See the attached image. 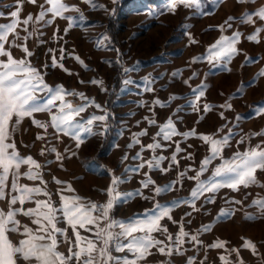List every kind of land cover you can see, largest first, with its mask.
Returning a JSON list of instances; mask_svg holds the SVG:
<instances>
[{"label":"snow or ice","instance_id":"obj_1","mask_svg":"<svg viewBox=\"0 0 264 264\" xmlns=\"http://www.w3.org/2000/svg\"><path fill=\"white\" fill-rule=\"evenodd\" d=\"M82 2L90 5L92 10L100 9L109 15L115 13L114 8L108 9L106 5L98 4L95 0H82ZM118 2L119 0H112L113 4ZM201 2L202 0H170L168 11L174 14L178 6L200 9ZM254 2L255 0H237V3L241 4ZM28 3L37 5V0H28ZM13 7L15 10L7 14L12 18V22L0 24V202H3V206H0V264H141L142 261H147L148 257L156 254H159L161 258L160 264H174L176 256L182 258L183 264H206L208 249L223 250L218 253V264H245L241 249L250 251L252 256L264 261V255L259 252L257 244L243 237L240 247L230 248L228 242L221 239L205 245L201 236L212 231V224H201L194 231L185 230L186 224L189 226L193 224L190 218L185 221V216L192 217L193 213H200L205 203H216L217 194L221 189L226 188L233 193H239L241 188L248 189L253 185L264 188V184H260L257 180V172H264V139L254 146L251 144L253 137H264V130L252 132L250 135H241L236 144H247V147L243 151L236 150L230 157L225 158L224 150L231 147L230 141L235 136V132L228 127L227 123L216 130L219 133L227 128V132L217 138L215 133H198L195 128L180 132L172 116H169L166 123L159 125V130L151 136L152 142L147 144L141 142V137L148 136L147 128L133 132L131 135V142L126 147L132 149L136 145L140 146L139 151L131 157L132 160H138L140 163L135 168H125L124 172H138L145 166L148 169V172L143 173L146 178L140 180V186L134 191H119L120 186L128 180L123 175L116 174L111 176L110 183L101 190L106 194V199L102 203L86 200L77 194L66 195L65 193H75V189L71 183L59 180L55 176H52V182L57 186L64 185V187H57L55 193L49 190V182L44 178V168L51 165L53 160L47 159L42 165L32 155L21 154L14 138L21 123L28 118L32 125L44 130V135L37 134L36 140L45 141L49 135L48 129L51 127L55 130L52 135L56 140H60L62 134L63 137L71 138L75 142L74 148L79 150L85 142L84 137L104 136L107 133L111 114L100 103L89 99L83 92L66 90L63 85L50 86L45 81V74L33 66L30 59L34 52L27 47L28 39L35 34L42 36L43 32L40 29L51 26L56 18L68 22L67 27L63 29L66 35L78 20L84 19L80 8L65 3L64 0H44V3L38 5L39 10L35 16L30 13L21 20V0H16ZM68 12H77L80 15L79 17L65 15ZM49 15L51 18L46 19ZM4 16L5 13L0 11V17ZM236 19L235 16H229L218 26L219 30L224 32L226 29H231L232 21ZM239 19L242 24L260 25L254 27V31L246 36L247 41L260 43V34L264 32V5L253 11L246 10ZM21 23L25 26L23 31L26 35L23 37L16 32ZM29 25L32 26L31 31ZM59 31V28L54 31L53 39L57 38L56 33ZM185 31L190 43H197L191 37V33L187 29ZM10 33L13 34L11 42H9ZM241 36V31H234L231 36L221 35L207 49V62L212 67H223L225 71H228L227 65L239 52L237 45L241 42ZM58 39L63 40L64 36H59ZM17 40H23L25 43L17 44ZM106 42L110 43V38L107 34H102L94 43L97 48L106 49L108 47ZM6 45H8L7 48ZM14 48L22 49L23 58L14 57L12 52ZM115 51L118 53L116 64L121 72L127 74L133 71V68L124 66L119 49ZM48 53L51 54V67L60 68L68 75H72V72L63 64L66 55L74 58L87 69V65L80 56L73 57L72 52L66 54L63 46L59 48V59L55 55L56 49L48 48L46 54ZM204 59L203 56H196L192 58L191 63L194 64ZM245 59L246 63L257 62L248 57ZM107 63L112 64L111 61ZM48 67V63L43 65L44 69ZM180 75V70L172 73L173 77ZM196 76L197 72L193 71L189 78L183 81L191 88V94L185 95L183 99L193 112L199 113L201 110L199 102L205 96L206 85L202 82L201 85L192 88L189 81ZM260 77H264V67L260 68L250 84ZM143 80L145 82L144 91L154 92L152 85L155 80L151 74L144 76ZM131 82V78L123 80L125 85ZM79 83L101 86L102 92L108 91L106 87H103L104 81L101 79L93 78L87 82L80 79ZM243 87L242 84L241 89L238 90L241 94ZM67 96H77L83 103L74 106L66 99ZM177 99L180 97L171 94L166 102L156 98L152 104L165 108ZM144 104L145 102L141 101L139 106L143 107ZM93 106L102 114L93 112L86 118L81 115ZM213 107L214 105L205 103L203 111L207 113ZM219 107L228 110L232 105L225 101ZM182 108V105H178L175 112H180ZM149 111L152 112V118L146 115L143 119L149 126L156 125V113L152 108H149ZM256 112L258 115H264V106L257 107ZM37 113H47L50 121L43 122L37 119L35 116ZM219 115L222 120H226L224 111H221ZM203 119L201 115L197 123ZM239 119L240 117L237 116L236 120ZM136 123L139 125L140 121ZM94 127L99 128V131H94ZM157 137H160V140ZM173 137H182L185 141L196 137L208 145L207 154L200 160L198 169L189 165L183 171L178 172L175 180L158 186L149 175L152 170H158L162 174L168 173L174 165L179 166L180 160L177 156L183 152L187 154L182 159L191 161L194 158V153L187 151L193 145L188 144L186 148H182L181 141L173 140ZM161 140L171 142L167 147L175 145L170 157L157 154L158 149L165 148ZM24 147L27 148L28 145L25 144ZM145 150H151V156L148 159L142 155ZM45 152L55 154L54 159L60 162L61 168L64 167V161L77 155V151L67 146L59 151L55 146L42 148L39 155L43 157ZM128 159L126 152L121 158V163ZM217 160L220 163L214 164ZM165 161H167V166H163ZM22 167H26V170H22ZM189 172H194V175H188ZM209 172L210 174L205 177V174ZM21 178L39 183L34 186L21 184ZM185 178L195 182L189 197L174 199L166 203H161L157 199L165 193L172 192L177 184L183 186ZM145 189L150 195H145ZM54 194L59 198L58 205L53 200ZM39 197L45 198L40 199ZM134 197L154 201L151 208L144 210L143 218H138V215L127 218H117L112 215L118 204L128 202ZM197 201L201 202L199 207H197ZM26 203H33L34 207L25 208ZM243 203V200L235 197L225 198V204L242 205ZM181 205H189L191 211H186L178 221L173 218L172 212ZM252 205L264 214V198L253 199ZM232 214H234V209L221 208L216 220L219 222L222 217ZM20 216L27 217L30 223H22ZM245 218L251 219L252 217L246 215ZM165 220L171 222L172 225H178V230L175 233L170 231L169 224L162 223ZM61 224L65 226H59ZM69 229H71V237ZM81 229L91 235H82ZM154 234H159L161 238ZM58 237H62L63 241ZM61 242L68 245L66 252L58 250ZM201 250L205 252V255L198 259ZM233 254H235L234 258H232Z\"/></svg>","mask_w":264,"mask_h":264},{"label":"rangeland","instance_id":"obj_2","mask_svg":"<svg viewBox=\"0 0 264 264\" xmlns=\"http://www.w3.org/2000/svg\"><path fill=\"white\" fill-rule=\"evenodd\" d=\"M64 2L78 6L84 19L78 20L66 35L63 33V29L67 27L68 22L61 18H56L51 26L41 28L42 36L35 34L26 42L29 50L34 52L33 57L30 58L31 62L45 74V81L50 86L63 85L66 90L83 92L89 99L100 103L111 116L108 121L107 133L104 136L84 137L85 142L79 150L74 148L75 142L71 138L63 137L62 134L60 140H56L52 135L55 130L51 127L48 129L49 135L45 141L36 140V135H44V130L32 125L28 118L21 123L19 131L14 134L21 154L32 155L42 165L46 163L47 159L53 160L51 165L44 168V178L49 182L48 188L53 193L57 187H64V185L57 186L52 182L51 178L55 176L59 180L71 183L75 189V193H65L66 195L77 194L86 200L102 203L106 199V194L101 190L110 183L113 174L123 175L128 180L127 183L120 186L119 191H134L140 186V180L146 178L143 173L148 172V169L145 166L138 172H124L125 168H135L140 163V161L131 158L139 151L140 146L136 145L132 149L126 147L131 142V135L133 132L147 128L148 136L141 137V142L143 144L152 142L151 136L159 130V125L166 123L169 116H172L180 132L195 128L198 133H215L217 138L224 135L227 128L224 129V132L219 133L216 130L227 123L228 127H231L235 132V136L230 141L231 147L224 150L225 158L230 157L234 151H243L247 147V144H236L241 135H250L252 132L264 130V115H258L256 112L257 107L264 106V77L255 79V82L250 84L260 68L264 67V32L260 34V43L247 41L246 36L254 31V27L260 25L242 24L239 19L246 10L253 11L264 5V0H255L254 3L249 4L237 3V0H202L200 9L178 6L174 14L168 11L170 0H119L116 4H113L112 0H95L98 4L106 5L108 9L114 8V15H109L100 9L92 10L90 5L83 3L82 0H64ZM41 3H44V0H37V5L28 3V0H21L20 19L23 20L30 13L35 16L39 10L38 5ZM14 4H16V0H0V11L5 13L4 17H0V24L12 22V18L7 14L15 10ZM65 15L79 17L80 13L68 12ZM229 16H235L237 19L232 21L231 29L221 32L218 26ZM50 18L51 15L46 17V19ZM24 27L21 23L16 29L21 37L26 35L23 31ZM28 27L31 31L32 26ZM57 28L60 31L56 33L57 38L53 39L54 31ZM185 29L191 33V37L197 43H190ZM234 31H241L242 36L241 42L237 45L238 54L227 65L229 70L225 71L223 67H212L206 59L207 49L221 35L231 36ZM102 34H107L110 38V43L106 42L108 44L106 49L97 48L94 43ZM59 36H64V39H58ZM12 39L13 34L10 33L9 42ZM40 41H44V43H40ZM16 43L25 42L17 40ZM61 46L65 48L66 54L72 52L73 57L80 56L87 65V69L67 55L63 64L72 72V75H68L60 68H52L51 54H46L47 49H56L55 55L59 59ZM7 47L8 45H6ZM116 49H119L124 66L133 68V71L127 74L121 72L120 67L116 64L118 56ZM12 52L17 59L24 56L20 48H14ZM196 56H203L205 59L194 64L191 63L192 58ZM246 57L257 62L246 63ZM107 61H111L112 64L110 65ZM45 63L49 64L47 69L43 68ZM178 70L181 71V75L173 77L172 73ZM193 71L197 72V76L189 81L192 88L201 85L202 82L206 85L205 96L199 102L201 109L199 113L193 112L183 99L185 95L191 94V88L183 81L188 79ZM149 74L155 80L152 85L155 91L151 93L144 91L143 77ZM93 78L103 80V87H106L108 91L102 92L101 86L79 83L80 79L87 82ZM126 78H131L132 81L128 85L123 83ZM242 84L244 87L241 94L238 90L241 89ZM171 94L179 96L180 99L173 101L169 107L161 108L152 104L156 98L166 102ZM66 99L74 106L83 103L77 96H67ZM108 101L111 103L110 105H108ZM141 101L145 102L143 107L139 106ZM225 101L232 105L231 109L224 110L219 107ZM205 103L214 105L213 109L207 113L203 111ZM178 105H182L183 108L180 112H175ZM149 108H152L156 113V125L149 126L143 119L146 115L152 118ZM221 111L225 112L226 120L221 119L219 115ZM93 112L102 114L93 106L81 115L86 118ZM201 115L204 119L197 123ZM35 116L43 122L50 121L47 113H37ZM237 116L240 117L238 121L236 120ZM137 121H140L139 125H137ZM94 131L98 132L99 128L94 127ZM157 139L160 140V137ZM262 139L264 137H253L251 144L254 146ZM173 140H180L182 148L192 144L193 147L187 151L193 152L194 158L191 161L182 159L187 154L183 152L177 156V159L180 160L179 166L174 165L168 173L162 174L158 170H152L149 175L158 186L175 180L178 172L183 171L189 165L198 169L200 160L207 154L208 145L196 137L186 141L182 137H173ZM161 143L165 145V148L158 149L157 154L170 157L175 145L167 147L171 142L161 140ZM25 144L28 145L27 148L24 147ZM52 146L57 147L58 151L66 146L71 147L77 151V155L64 161V167L61 168L60 162L54 159L55 154L45 152V156L39 155L42 148L46 149ZM126 152L129 159L121 163V158ZM142 155L145 159L150 158L151 150H145ZM218 163H220L219 160L214 162V164ZM163 166H167V161ZM22 170H26V167H22ZM209 174L210 172L206 173L205 177ZM188 175H194V172H189ZM257 180L260 184H264V172H257ZM20 183L34 186L39 182L21 178ZM194 185V181H188L185 178L183 186L177 184L172 192L165 193L157 199L161 203H166L174 199L187 198ZM144 192L145 195H150L147 189ZM231 197L241 199L244 203L242 205L225 204V198ZM39 198L44 199L45 197ZM256 198H264V188L253 185L248 189L241 188L239 193H233L226 188L221 189L217 194L216 203H205L200 213H193L192 217L185 216V221L189 218L193 220L192 225L186 224L185 230L194 231L201 224H212V231L201 236L205 245L216 239H221L227 241L230 248L240 247L243 237L256 243L259 252L264 255V214H261L257 207L252 205V200ZM201 199L203 200V198ZM53 200L58 205V196L54 194ZM153 203L154 201H145L140 197H134L128 202L118 204L112 215L125 213L128 204V212L132 211L129 216L138 215V218H143L144 210L151 208ZM200 203L197 201V207L200 206ZM0 206H3V202H0ZM24 207H34V204L26 203ZM221 208L234 209V214L224 216L217 222L216 217ZM186 211H191L189 205H181L179 208L173 209V218L179 221ZM246 215H250L252 218L246 219ZM19 219L22 223H30L27 217L20 216ZM162 223H168L170 231L173 233L178 230V225H172L169 221L165 220ZM59 226L64 227L65 225ZM80 231L82 235H91L82 229ZM154 235L161 238L159 234ZM69 236H72L71 229H69ZM72 238L74 239V237ZM58 239L63 241L62 237H58ZM67 246L66 243L61 242L58 250L66 252ZM222 251L208 249L206 264H218V253ZM204 255L205 252L201 250L198 259L203 258ZM241 256L245 264H264V261L252 256L246 249H241ZM234 257L235 254L232 258ZM160 262L161 258L159 254H156L148 257L147 261H142L141 264H160ZM174 264H183L182 258L176 256Z\"/></svg>","mask_w":264,"mask_h":264},{"label":"crops","instance_id":"obj_3","mask_svg":"<svg viewBox=\"0 0 264 264\" xmlns=\"http://www.w3.org/2000/svg\"><path fill=\"white\" fill-rule=\"evenodd\" d=\"M127 209H126V211H125V213H114L116 216L115 217H117V218H127V217H129V215L130 214H132V211H130V212H128V204H127V207H126Z\"/></svg>","mask_w":264,"mask_h":264},{"label":"trees","instance_id":"obj_4","mask_svg":"<svg viewBox=\"0 0 264 264\" xmlns=\"http://www.w3.org/2000/svg\"><path fill=\"white\" fill-rule=\"evenodd\" d=\"M116 86H117V85H116ZM116 88H117V87H116ZM108 102H109V101H108ZM110 104H111V103L109 102L108 105H110ZM105 146H106V145H105ZM105 146H104V147H105Z\"/></svg>","mask_w":264,"mask_h":264}]
</instances>
